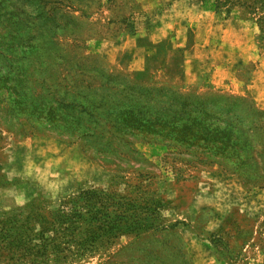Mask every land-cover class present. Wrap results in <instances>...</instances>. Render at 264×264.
<instances>
[{
    "label": "rangeland",
    "instance_id": "rangeland-1",
    "mask_svg": "<svg viewBox=\"0 0 264 264\" xmlns=\"http://www.w3.org/2000/svg\"><path fill=\"white\" fill-rule=\"evenodd\" d=\"M198 1L213 27L235 19V57L250 54L235 72L243 93L107 64L125 36L154 52L161 34L140 19L152 0H0V264H264V0H219L235 4L228 16ZM189 25L171 24L165 44ZM219 31L207 72L221 60ZM130 83L208 112L160 116L166 128L147 136L133 110L121 136L82 133L90 113L71 101L92 91L133 106Z\"/></svg>",
    "mask_w": 264,
    "mask_h": 264
},
{
    "label": "crops",
    "instance_id": "crops-1",
    "mask_svg": "<svg viewBox=\"0 0 264 264\" xmlns=\"http://www.w3.org/2000/svg\"><path fill=\"white\" fill-rule=\"evenodd\" d=\"M141 4L144 13L140 19L153 21V25L156 24L154 30L161 34V38L151 40L154 52L147 54L144 48L137 47L135 37H123L112 50L105 53V60L110 67L136 79L145 74L154 82L170 86L210 88L232 93L245 91L235 72L238 66L250 61V54L247 49V53L243 51L242 57H235V19L227 17L223 20L225 25L213 27L215 12L211 7H203L198 0H152L149 3L150 10L147 7L144 9L145 5ZM184 23L190 25L186 31L183 30V36L175 35V43L173 39L170 46L165 44L170 25L184 28ZM163 24L165 28L162 29ZM214 30H220L217 36L220 42H216L215 46L217 59L221 56V60L226 58L227 61L225 66L221 60L215 62L214 67L207 72L201 65L208 58L210 39L217 35ZM189 57L190 61H185ZM188 65L189 69L186 68Z\"/></svg>",
    "mask_w": 264,
    "mask_h": 264
},
{
    "label": "trees",
    "instance_id": "trees-1",
    "mask_svg": "<svg viewBox=\"0 0 264 264\" xmlns=\"http://www.w3.org/2000/svg\"><path fill=\"white\" fill-rule=\"evenodd\" d=\"M227 4L230 6L227 8ZM235 4L231 1H225L221 3L219 0L215 1V10L220 9L221 6L226 7L224 9L226 16H228L231 13L230 7H233ZM131 86H129L132 90L135 88L136 92L134 93L135 96L133 99L135 100V104L133 106L131 105H122L118 103V101L113 100H104V97L99 96L95 93H92L90 91V94H86L84 97L83 95H80L77 99H74L71 101L70 105H75L77 109L81 108V113H83V108L86 109L89 114L88 121L89 127H91V131L89 129H83L84 126L81 125V132L85 133V135H92L93 133H97L99 135H90L91 137H103L104 129L108 128L107 133H116L117 135L122 134L123 131L130 130L127 127V124L125 122V119L130 117L129 115L133 114L136 115L139 121H141L142 126H145V129L143 132L149 136L151 134L154 135L157 133L159 127H165L166 123H162L161 120L158 119V117H173L176 118L177 121L180 119V117H191L192 115H201L204 112H208L207 110H197L194 109L190 103L184 102L185 95H180L175 93L174 91L165 90L163 88H156L155 86H145L141 83H130ZM165 92H171L169 93L171 96H165ZM99 96V97H98ZM86 101L87 105H84L83 102L80 101V99H87ZM177 99H180L182 102L179 104L176 103ZM61 105H64V100H61ZM131 106V107H130ZM63 107H69V105L63 106ZM133 110H136V114L131 113ZM124 115V116H122ZM83 129V130H82ZM112 131V132H109ZM131 131V130H130ZM142 132V131H141ZM142 132V133H143ZM90 136H87V138H91ZM119 136V137H120ZM104 215H108V213L104 212ZM118 217V216H117ZM116 216L114 217L117 218ZM110 217H107L108 220L113 221L114 219H109ZM106 222L104 221V227L106 228L107 225L111 227L112 222ZM113 226V225H112ZM114 227V226H113Z\"/></svg>",
    "mask_w": 264,
    "mask_h": 264
}]
</instances>
